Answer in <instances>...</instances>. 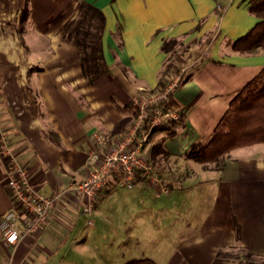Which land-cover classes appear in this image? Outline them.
I'll use <instances>...</instances> for the list:
<instances>
[{
    "label": "crops",
    "instance_id": "crops-1",
    "mask_svg": "<svg viewBox=\"0 0 264 264\" xmlns=\"http://www.w3.org/2000/svg\"><path fill=\"white\" fill-rule=\"evenodd\" d=\"M82 1L0 0V143L6 136L40 194L68 190L96 168L92 134L101 133L108 146L119 143L137 116L133 97L142 88L161 90L182 66V84L168 105L184 112V126L173 137L157 135L165 150L151 162L157 182L140 173L129 188L152 191L160 204H133L131 198L126 205H106L117 186L112 184L99 193L95 220L102 222L109 210L117 217L122 207L130 222L145 217L147 233L163 238L157 253L138 258L158 264H264V143L231 151L220 170L186 158L194 143L210 139L232 98L264 68V50L240 54L232 48L258 21L249 0H86L106 17L108 71L94 82L65 34ZM170 41L177 45L167 52ZM6 168L0 151V224L15 211L21 228L24 212L7 190ZM213 181L217 204H181L186 188ZM81 214V197L66 191L38 234L15 245L0 240V264H49L53 258L63 264ZM183 216L186 224L176 223ZM181 233L185 237L165 253L160 244Z\"/></svg>",
    "mask_w": 264,
    "mask_h": 264
},
{
    "label": "built area",
    "instance_id": "built-area-1",
    "mask_svg": "<svg viewBox=\"0 0 264 264\" xmlns=\"http://www.w3.org/2000/svg\"><path fill=\"white\" fill-rule=\"evenodd\" d=\"M185 69H176L164 88L157 92H147L143 88L133 97L132 104L137 116L129 132L114 146H108L99 132L92 134L95 143L96 168L76 186L59 191L53 196L40 194L32 185L30 170L22 166L14 148L6 136H2L0 151L7 161L5 183L13 202L24 212L22 227L17 226L18 217L15 211H9L0 224V240L5 245H15L20 240L38 234L48 223L52 212L66 191L81 197L83 214L92 224L91 217L99 193L112 184L132 188L140 173L151 176L155 182L154 166L149 161V150L146 148L153 130L164 127L172 121H178L181 115L169 104L171 95L181 86ZM1 131V126H0ZM164 192H169L167 187Z\"/></svg>",
    "mask_w": 264,
    "mask_h": 264
},
{
    "label": "trees",
    "instance_id": "trees-1",
    "mask_svg": "<svg viewBox=\"0 0 264 264\" xmlns=\"http://www.w3.org/2000/svg\"><path fill=\"white\" fill-rule=\"evenodd\" d=\"M248 11L257 23L233 42L232 48L240 54H254L264 50V0H249ZM106 17L101 9L84 0L78 16L67 24L65 34L77 46L81 65L91 82L108 71L103 53V33ZM176 41L167 42L164 49L171 52ZM165 74L173 67L169 64ZM167 83V82H166ZM166 83L162 88L165 87ZM178 121L152 131L146 148L149 161L154 163L157 153L163 152V140L157 135L173 137L184 126L183 115ZM264 143V68L232 98L230 105L207 142L194 143L186 158L203 166L223 169L227 155L238 148ZM214 165V166H213ZM253 258V254L250 253ZM125 264H158L149 257L132 259Z\"/></svg>",
    "mask_w": 264,
    "mask_h": 264
},
{
    "label": "rangeland",
    "instance_id": "rangeland-1",
    "mask_svg": "<svg viewBox=\"0 0 264 264\" xmlns=\"http://www.w3.org/2000/svg\"><path fill=\"white\" fill-rule=\"evenodd\" d=\"M178 68H182V66H178ZM194 164L195 166H199V164L195 162ZM207 179L211 178L207 177ZM215 186V182L213 181L203 183L200 187L193 186L191 189L186 188L184 190L185 194H183L186 195L185 197L187 200L183 201L181 204H204L208 205V207L210 204H217L215 200ZM130 190L131 189L126 186L117 184V186L110 190L111 195L107 196L104 204L126 205L129 204L128 200L131 198L134 201L133 204H147L150 206L153 204H160L158 203L157 197L150 190L148 193H141L139 191L138 194L135 193L137 191ZM162 199H159V201ZM112 213L113 212L110 210L107 212L103 211L106 218H104L102 222H99L97 219L95 220V216L93 215L91 217L93 223L90 225L87 223L89 218L81 214L82 218L78 222V228L70 236V251L66 259L63 260V264H122L123 261L132 258L143 257L144 255L147 256L150 255V253H157L156 248L159 247V239H162L163 235L159 234L156 237L148 234L143 223L145 217L132 218L133 221L130 222L129 212L124 207L118 210L117 217L113 216ZM136 214L137 212L134 213V215ZM184 219L183 216L181 220H177L176 223L184 225L186 224ZM152 223L154 225L153 229H159L160 226L156 217ZM130 224H132V228H134L133 237L128 236ZM172 229V227L169 229L167 228L168 232ZM165 237L168 238L166 233ZM183 237L185 236L182 233L178 235L172 234L170 236L171 242L160 244V246L164 247L165 253L170 254L171 251H173V246L176 244L175 240ZM75 238L81 241L76 242ZM84 239L87 240L82 242ZM123 240L127 241L126 244L122 242ZM93 255L96 257H93ZM60 262V259L57 260L53 258L50 259L49 264H59Z\"/></svg>",
    "mask_w": 264,
    "mask_h": 264
}]
</instances>
